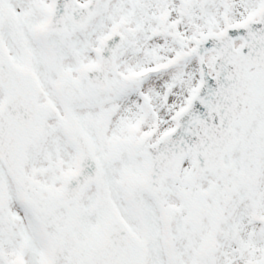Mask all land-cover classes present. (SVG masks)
I'll return each instance as SVG.
<instances>
[{
    "label": "snow or ice",
    "instance_id": "snow-or-ice-1",
    "mask_svg": "<svg viewBox=\"0 0 264 264\" xmlns=\"http://www.w3.org/2000/svg\"><path fill=\"white\" fill-rule=\"evenodd\" d=\"M0 264H264V0H0Z\"/></svg>",
    "mask_w": 264,
    "mask_h": 264
}]
</instances>
